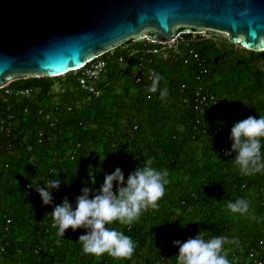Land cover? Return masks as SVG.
<instances>
[{
  "label": "trees",
  "instance_id": "trees-1",
  "mask_svg": "<svg viewBox=\"0 0 264 264\" xmlns=\"http://www.w3.org/2000/svg\"><path fill=\"white\" fill-rule=\"evenodd\" d=\"M224 41L220 46L208 41L200 48L211 70L205 85L220 98L217 120L205 131L195 128L192 107L182 103L181 90L193 84V72L175 58L155 62L166 95L161 99L154 92L151 101L142 87L123 78L124 67L114 62L100 84V99L88 100L74 72L14 82L13 90H35V99L12 97L18 122L11 137L0 131V264H156L174 240L201 229L236 240L225 245L232 264H254L251 251L264 241V173L242 174L223 151L231 146L232 122L246 118L238 116L239 109L246 114L262 111L256 99L264 93V71L252 64L254 54L247 58ZM240 67H246L247 81L231 77V70ZM68 107L74 111L53 132V141L40 145L37 132L46 126L40 111L66 113ZM148 158L155 167L169 170L165 195L137 222L110 225L136 242L131 258L85 254L78 241L83 229L75 231L73 240L67 231L64 238L57 237V229L48 232L53 206L43 205L39 194L27 189L31 180L60 176L64 182L54 192L55 200L60 203L67 196L74 202L82 187L98 189L105 172L121 167L127 176ZM236 198L250 202L256 222L226 208ZM7 220H12L9 232Z\"/></svg>",
  "mask_w": 264,
  "mask_h": 264
},
{
  "label": "water",
  "instance_id": "water-1",
  "mask_svg": "<svg viewBox=\"0 0 264 264\" xmlns=\"http://www.w3.org/2000/svg\"><path fill=\"white\" fill-rule=\"evenodd\" d=\"M205 30L264 52V0H0V87L60 78L131 40Z\"/></svg>",
  "mask_w": 264,
  "mask_h": 264
},
{
  "label": "clouds",
  "instance_id": "clouds-1",
  "mask_svg": "<svg viewBox=\"0 0 264 264\" xmlns=\"http://www.w3.org/2000/svg\"><path fill=\"white\" fill-rule=\"evenodd\" d=\"M151 80L147 91H159L163 99L166 93L159 86L161 75L153 73ZM229 141L231 146L225 154L233 159L242 174L264 173V115L258 118L250 115L232 122ZM169 174L167 168L155 167L153 159L148 158L127 176L121 167L105 172L98 189L86 185L74 202L65 196L58 204L55 203L54 192L61 190L64 181L60 176L36 179L35 186L31 180L29 187L39 194L43 205L53 206L49 214L57 229V237L64 238L70 228L73 231L83 229L78 241L85 254L101 256L107 253L118 259L131 258L136 242L130 235L110 225L114 222L131 225L149 207H158L166 193ZM226 208L232 213L246 214L250 210V202L246 198H236L229 200ZM186 225L180 222L181 227ZM229 243L235 244L236 240L225 235L209 236L201 229L187 240L173 241V245L178 247L176 264H232L225 252V245Z\"/></svg>",
  "mask_w": 264,
  "mask_h": 264
},
{
  "label": "built area",
  "instance_id": "built-area-1",
  "mask_svg": "<svg viewBox=\"0 0 264 264\" xmlns=\"http://www.w3.org/2000/svg\"><path fill=\"white\" fill-rule=\"evenodd\" d=\"M216 39L217 37L210 35L208 30H205L202 32H180L172 41L164 43L151 41L146 38L143 41L145 43L143 48L135 47L129 41L90 60L74 73L78 76L77 82L81 90L87 94L88 100L100 99L103 94L100 84L109 75L110 62H114L116 65L124 67L123 78L132 81L136 86L142 87L147 100L151 101L153 100L154 92H149L147 89L152 82L153 73H157L155 62L172 58L181 60L183 65L193 72V84L189 87L184 85L181 90L182 103L192 107L196 123L195 128L205 131L208 123L217 120L216 110L219 106L220 98L205 85V79L210 75L211 70L206 59L202 56L200 48L208 41L216 43ZM133 42L136 43L134 40ZM12 84L0 87V131L9 137L13 135L14 126L18 122V118L13 112L15 104L11 100L12 97H16L18 100L35 99V90H13L11 88ZM73 111L74 108L72 107H68L66 113H55L54 109L41 110L40 116L46 126L40 128L37 132L39 144L44 145L47 142H52L55 137L53 132L64 123L66 117L72 114ZM222 131V128H219L218 132ZM28 149L33 151L31 146ZM223 153H226V151H223ZM6 167L8 168L9 165H6ZM29 185H27V189H32ZM33 186H35V182ZM55 203L58 204V200H55ZM53 223L52 218V226L47 230L48 232L56 230ZM11 225L12 220H7L6 232L10 231ZM67 234L69 239H74L75 231L71 228L67 230ZM190 236H192L190 233H186L181 241L187 240ZM2 252H4V249ZM262 252H264V241L260 242L258 249L251 251L250 257L254 264H264ZM37 253L39 252L37 251ZM176 254H178V247L172 243L168 249L163 251L161 258L156 264H167L170 259L176 261Z\"/></svg>",
  "mask_w": 264,
  "mask_h": 264
},
{
  "label": "rangeland",
  "instance_id": "rangeland-1",
  "mask_svg": "<svg viewBox=\"0 0 264 264\" xmlns=\"http://www.w3.org/2000/svg\"><path fill=\"white\" fill-rule=\"evenodd\" d=\"M216 40H217V42L216 43L213 42V43L217 44L218 46H220L221 44L225 43L224 39H222V38H217ZM226 44L228 46L230 43L226 42ZM230 46H231V44H230ZM232 46L234 47V49L237 52L246 54L247 58L252 57L253 56L252 54H254V56H256V59H255V61H253L252 64L256 65L259 70L264 71V52L251 53L252 51H246L240 45H232ZM231 77L235 78V79L241 78L243 81H245V80L247 81V79H248V71H246V67H244V68L240 67L239 69H236L234 72H233V69H232L231 70ZM59 87H60V85H58L57 88H56L58 91L60 89ZM256 102H260L262 104V111L257 112V113H256V111H253V112H250L249 114H246L247 110L241 111L239 109L238 116L241 118V117H244V116L248 117L250 115H255L258 118L259 115H264V93L261 96V98H257L256 99ZM244 106H248V104H246ZM243 216H248L251 219L250 223L256 222V215H255L254 211L251 208H250L249 212L246 213V214H243Z\"/></svg>",
  "mask_w": 264,
  "mask_h": 264
},
{
  "label": "bare ground",
  "instance_id": "bare-ground-1",
  "mask_svg": "<svg viewBox=\"0 0 264 264\" xmlns=\"http://www.w3.org/2000/svg\"><path fill=\"white\" fill-rule=\"evenodd\" d=\"M10 83V82H9Z\"/></svg>",
  "mask_w": 264,
  "mask_h": 264
}]
</instances>
